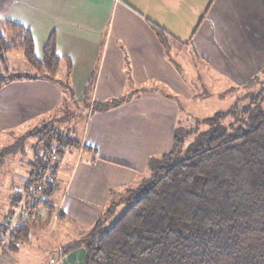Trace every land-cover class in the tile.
Masks as SVG:
<instances>
[{
	"label": "crops",
	"instance_id": "0c3cea01",
	"mask_svg": "<svg viewBox=\"0 0 264 264\" xmlns=\"http://www.w3.org/2000/svg\"><path fill=\"white\" fill-rule=\"evenodd\" d=\"M0 17L32 31L39 59L55 34L66 78L72 64L73 98L83 101L93 72V99L136 95L114 110L85 111L82 144L92 150L75 165L55 216L80 223V234L49 254L47 264H85L83 247L66 254L62 248L80 239L83 228L90 232L117 194L120 202L147 179L151 157L172 149L188 100L199 96L189 77L204 73L212 85L245 90L264 69V0H0ZM154 26L178 41L171 50ZM60 88L49 80L5 86L0 136L27 134L28 122L59 107Z\"/></svg>",
	"mask_w": 264,
	"mask_h": 264
},
{
	"label": "trees",
	"instance_id": "16d2710c",
	"mask_svg": "<svg viewBox=\"0 0 264 264\" xmlns=\"http://www.w3.org/2000/svg\"><path fill=\"white\" fill-rule=\"evenodd\" d=\"M153 28L165 50L178 42L162 28ZM13 52H21L33 71L12 68L8 55ZM67 62L68 79L72 64ZM61 65L55 34L39 59L32 31L0 17V91L16 81L57 83L53 77ZM95 85L93 72L83 99L93 100L86 109L91 114L110 111L134 98L94 100ZM259 101L258 94L238 99L228 111L206 119L208 129L197 134L178 127L172 149L148 160L152 175L138 188L126 191L122 201H134L115 224L103 232L104 222L114 212L116 204H112L90 232L64 246L63 253L83 247L85 264H264V110ZM227 118L232 122L224 125ZM46 134L36 145L42 153L30 163L23 185L25 216L17 219L18 225L14 211L5 217L0 247L8 240L5 247L17 249L18 244L30 241L32 230L51 227L57 210L48 196L58 182V157L70 146L92 150L60 130L50 129ZM194 134V141L185 147ZM22 200L11 197L15 207ZM39 205L47 217L39 213ZM64 216L57 215V219Z\"/></svg>",
	"mask_w": 264,
	"mask_h": 264
},
{
	"label": "rangeland",
	"instance_id": "374dc122",
	"mask_svg": "<svg viewBox=\"0 0 264 264\" xmlns=\"http://www.w3.org/2000/svg\"><path fill=\"white\" fill-rule=\"evenodd\" d=\"M8 58L12 68H18L29 73L33 71L21 52H13L8 55ZM195 75H197L195 79L194 75L191 79L189 77V83L195 94L199 96L188 100L185 111L183 110L179 127L185 133L192 130L196 131V134L206 131L208 129V125L204 124L206 119L213 117L218 112L228 111L235 105L238 97V99L244 98L247 93H250L249 95L258 94L260 97L259 105L264 110V69L253 77L251 86L245 90L235 89L229 91L225 85L215 86L208 83L204 73ZM53 78L60 85L63 94L59 107L46 113L43 117H35L28 122L24 130L29 132L22 137L0 136V224L11 211H14V219L25 216L23 211L26 206L27 193L24 192L23 185L25 177L31 171L30 163L35 160L37 154L42 153V150H38L39 148L36 147L39 139L45 137L48 130L57 129L68 136L69 139H76L81 143L84 140V130L88 122V114L85 111L91 108L93 100L80 101L75 96L73 98L70 90L71 84L66 78L63 63L59 73ZM180 102L184 108L185 103L182 99H180ZM245 103L248 104V102ZM231 122L232 120L227 118L224 125H229ZM196 134L186 141L185 147L194 141ZM89 152V148H86L84 152V149L80 151L79 148L70 146L66 148L61 157H58L60 160L57 172L58 182L56 189L48 196L49 204L54 206L56 210H59L61 198L65 193L75 165L79 160H85L89 156ZM148 170L146 178L152 175L151 170ZM14 195L21 196L23 199L18 207L13 206L11 202V197H14ZM113 195L115 196V194ZM117 195L115 196L114 212L104 222L103 232L114 225L134 201L132 199L118 202L117 200L121 195ZM29 202L33 204L32 200H29ZM39 213L48 216V212L45 211L43 205H39ZM55 216L50 228L32 230L30 241L18 244L17 249L5 247L8 240H4L3 245L0 247L4 248L1 251L4 253L0 255V264H47L50 260L49 254H52V258L55 257L53 251H59L67 240L77 238L80 233L75 234V232L80 223H76L67 215L65 220L57 222ZM56 223H58L57 226H54ZM53 227L55 228L52 229ZM83 229L84 235H86L88 230Z\"/></svg>",
	"mask_w": 264,
	"mask_h": 264
},
{
	"label": "built area",
	"instance_id": "2783aa9c",
	"mask_svg": "<svg viewBox=\"0 0 264 264\" xmlns=\"http://www.w3.org/2000/svg\"><path fill=\"white\" fill-rule=\"evenodd\" d=\"M14 224L18 225V224H19V220L16 219V220L14 221Z\"/></svg>",
	"mask_w": 264,
	"mask_h": 264
}]
</instances>
